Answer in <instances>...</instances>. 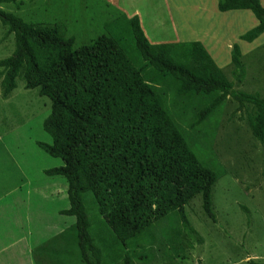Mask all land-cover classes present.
Wrapping results in <instances>:
<instances>
[{
    "label": "trees",
    "instance_id": "1",
    "mask_svg": "<svg viewBox=\"0 0 264 264\" xmlns=\"http://www.w3.org/2000/svg\"><path fill=\"white\" fill-rule=\"evenodd\" d=\"M216 7L251 11L257 24L240 39L249 42L264 31L259 0H216ZM0 22L12 34V49L0 58V96L7 98L20 78L24 88H37L48 99L41 127L50 143L36 144L60 159L43 172L64 178L68 207L59 213L74 218L33 248L35 263L59 264L52 254L73 245L86 264H101L104 255L121 264L147 263L155 241L152 224L170 214L179 227L169 229L167 248L177 254L184 238L200 243L184 205L198 194L204 214L215 222L211 192L220 167L201 161L169 106L181 104L187 112L181 120L198 128L215 117L226 96L249 103L255 110L248 118L251 134L262 141L264 97L234 89L199 41L149 43L136 15L118 13L103 24L104 32L78 46L56 27L26 22L1 8ZM241 55L231 44L225 67L231 66L238 81L245 73ZM87 193L100 217L92 228Z\"/></svg>",
    "mask_w": 264,
    "mask_h": 264
},
{
    "label": "rangeland",
    "instance_id": "2",
    "mask_svg": "<svg viewBox=\"0 0 264 264\" xmlns=\"http://www.w3.org/2000/svg\"><path fill=\"white\" fill-rule=\"evenodd\" d=\"M188 1L192 3L187 10L188 17L179 24L180 34L186 37L208 28L205 20L198 24L190 20L198 13V8L193 0ZM0 8L26 22L56 27L63 36L72 37L74 46L88 43L104 32L103 24L121 13L99 0H16L0 3ZM142 24L146 28L147 22ZM11 49L12 34L0 22V58L8 55ZM241 60L245 73L240 81L231 74V66L222 69L233 88L257 92L264 97V41L243 52ZM169 108L201 161L207 165L217 162L220 167L219 178L211 192L215 222L204 214L200 197L196 194L184 205V213L200 235L201 242L180 238L184 248L177 254L167 248L169 241L165 236L171 227H179L170 214L152 224L155 236L152 258L147 263L132 260L130 264H248L250 260L264 264V138L258 141L251 134L248 118L254 114V107L226 96L215 117L207 119L198 128L181 120V113L184 119L187 115L181 104ZM48 110V99L39 95L37 88H24L20 78L16 79V86L7 98L0 96L1 238L8 239L11 230L17 234L16 225L9 229L15 224L9 215L12 213L16 218V213L8 209L15 203L20 206L26 195L40 213L31 211L28 222L19 215V223H29L27 228L33 234L34 242L44 241L74 222L72 216L59 213L61 208L68 206L66 181L61 175L43 172L60 165L61 161L36 144L50 143L41 127ZM54 190L58 195L52 194ZM84 205L92 228L96 222L100 223V217L88 193L84 196ZM188 240L191 242L189 247ZM166 248L168 250L164 253ZM52 257L59 264H86L74 245L65 253L54 252ZM101 264H121V260H111L104 255Z\"/></svg>",
    "mask_w": 264,
    "mask_h": 264
},
{
    "label": "crops",
    "instance_id": "3",
    "mask_svg": "<svg viewBox=\"0 0 264 264\" xmlns=\"http://www.w3.org/2000/svg\"><path fill=\"white\" fill-rule=\"evenodd\" d=\"M99 1L121 12L126 17L136 15L145 38L151 44L192 40L199 41L219 68H224L229 63V57H225L226 55H229L231 44L236 43L242 54L253 48V46L255 47L257 44L264 41V31L249 42L239 38V35L257 24V19L250 10L230 9L219 11L216 7V0H198V3L196 0H193L195 7L198 8V13L194 14V17H190V20H194L195 24L205 20L208 28L187 37L180 34L179 24L181 21L187 19V10L190 8V5L192 6L191 1ZM259 2L264 6V0H259ZM207 8L210 10H207ZM143 21L147 22L146 28H144L142 24ZM57 192L58 191L54 190V192L52 191V194L58 195ZM8 210L16 213V218L12 213L9 215L12 217V220L10 221L15 222V224L9 226V229H14L16 225L18 230H16L17 234L14 233L13 230L9 231L10 234L8 239L0 237V264H36L33 259L32 251L36 245H39L43 241H33V234H30V230L27 228L29 223L21 222L20 224L19 215L22 219L24 218L28 222V220H31L29 219L31 211L33 213H40L38 212L37 206H33L30 202L29 195H26L20 206L15 203V205ZM43 224L44 223H42V225ZM22 229L25 230V232H23Z\"/></svg>",
    "mask_w": 264,
    "mask_h": 264
}]
</instances>
